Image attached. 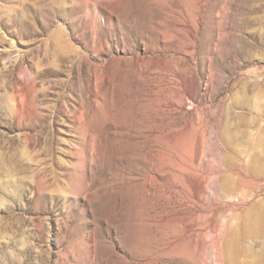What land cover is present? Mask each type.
<instances>
[{
    "label": "rangeland",
    "instance_id": "obj_1",
    "mask_svg": "<svg viewBox=\"0 0 264 264\" xmlns=\"http://www.w3.org/2000/svg\"><path fill=\"white\" fill-rule=\"evenodd\" d=\"M0 264H264V0H0Z\"/></svg>",
    "mask_w": 264,
    "mask_h": 264
}]
</instances>
